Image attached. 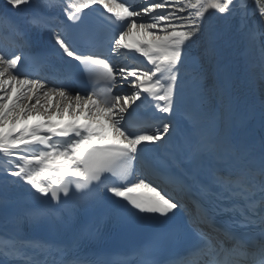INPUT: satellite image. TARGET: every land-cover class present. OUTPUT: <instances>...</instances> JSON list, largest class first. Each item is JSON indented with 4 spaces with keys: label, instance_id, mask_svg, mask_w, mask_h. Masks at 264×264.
<instances>
[{
    "label": "snow or ice",
    "instance_id": "obj_1",
    "mask_svg": "<svg viewBox=\"0 0 264 264\" xmlns=\"http://www.w3.org/2000/svg\"><path fill=\"white\" fill-rule=\"evenodd\" d=\"M32 3L7 0L16 11ZM257 3L259 18L248 27L249 13L239 0H146L141 8L126 0H61L56 7L73 25L101 6L114 26L110 52L118 56L124 50L134 62L113 64L54 34L63 56L78 62L93 81L91 92L73 95L70 84L50 87L47 79L22 73V54L0 52V157L14 166L9 175L50 203L71 199L73 185L81 192L104 184L115 202H126L129 213L171 219L181 213L180 200L137 178L133 162L183 130L190 137L185 160L168 155L181 167L185 161L192 165L180 187L192 200L183 232L194 243L179 264H197L202 257L207 264H264V98L257 111L235 93L232 74L219 57L222 33L206 36L207 67L188 51L205 36L207 15L229 16L237 8L241 38L254 44L258 31L264 37V0ZM30 22L44 26L39 15ZM261 49L264 53V40ZM137 55L151 67L135 63ZM183 74L191 83V107L177 119ZM98 84L103 87L97 89ZM117 85L127 91L114 92ZM145 102L161 115L130 130L131 118ZM79 243L80 237L66 245L22 241L12 250L20 256L18 264H82L73 255Z\"/></svg>",
    "mask_w": 264,
    "mask_h": 264
},
{
    "label": "bare ground",
    "instance_id": "obj_2",
    "mask_svg": "<svg viewBox=\"0 0 264 264\" xmlns=\"http://www.w3.org/2000/svg\"><path fill=\"white\" fill-rule=\"evenodd\" d=\"M239 3L243 4L249 13L248 27L253 26L254 22L259 18V5L257 3V0H239ZM131 5L136 8H140L142 6L138 3H132ZM254 8L255 13H253L252 11ZM23 9L24 7L21 8V10ZM204 23L206 25L205 36L200 38L201 44L203 45V49L201 51L204 52V56L206 58L205 63L208 66L209 57L205 55V49L207 47L206 36L208 32L222 33L224 38L218 42L219 57L221 59V62L227 65L228 70L232 74L234 91L241 98V100H244L249 105L254 106L258 111L260 101L262 98H264V53H262L261 49V41L264 40V37H261L258 31L257 38L254 44L248 45L244 42V40L241 38L240 32L241 19L239 8L234 9L233 14L229 16H223L212 12V14L206 16ZM41 28H43V26ZM0 52H3L5 55L12 54V51H8L7 49L0 50ZM63 77L65 80L64 82L70 84L73 88V95L77 91L82 95L86 92H91V89L88 86L73 84L67 75H63ZM48 81L50 87L54 86L55 84H59L55 78ZM126 91L127 88H122L119 85L114 88V92L125 93ZM184 99V93L182 92L177 100V119L180 118V114L182 112L190 109H187V106H189V104L186 103ZM55 102L56 101L54 100L53 103ZM256 131L258 136V125L256 126ZM182 135L183 132L177 131L174 132L173 136L171 137L172 142L175 143L176 146H179L181 142L180 136ZM160 148L163 149V145H161ZM146 150L155 152L157 148H149ZM4 159L5 158L0 157V184H2V186L6 188L7 192H11L12 190L15 191L23 187L24 185H27L19 178L9 175V173L15 170V168L14 166L6 165L8 163L6 161H3ZM137 178H144V176H140ZM173 196L175 197L178 195L175 193Z\"/></svg>",
    "mask_w": 264,
    "mask_h": 264
},
{
    "label": "rangeland",
    "instance_id": "obj_3",
    "mask_svg": "<svg viewBox=\"0 0 264 264\" xmlns=\"http://www.w3.org/2000/svg\"><path fill=\"white\" fill-rule=\"evenodd\" d=\"M142 6H144V5H142ZM194 45L196 46L197 51L192 52L190 49H188L189 53L193 56L200 58L201 62L204 63L205 66L207 67V64L205 63L206 58L204 56V52L201 51L203 49V45L201 44V38H198L197 41L194 43ZM34 79H41V78H34ZM41 80H43V79H41ZM185 82H186V85H185L186 93H187V96H189L190 100H191V83H190V79L187 75L185 76Z\"/></svg>",
    "mask_w": 264,
    "mask_h": 264
}]
</instances>
